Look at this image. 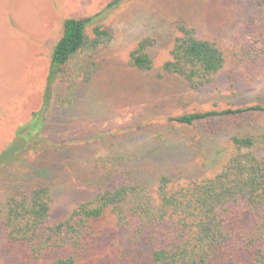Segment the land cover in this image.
Listing matches in <instances>:
<instances>
[{
    "label": "rangeland",
    "instance_id": "obj_1",
    "mask_svg": "<svg viewBox=\"0 0 264 264\" xmlns=\"http://www.w3.org/2000/svg\"><path fill=\"white\" fill-rule=\"evenodd\" d=\"M110 1L0 0V152L40 108L64 20L103 11ZM100 23L113 39L98 52L97 74L76 87L68 109L59 107L66 91L55 85L40 134L42 147L9 165L0 186L5 178L15 183L32 176L49 184L51 221H58L107 184L106 172L93 166L95 159L119 156L128 174L154 187L161 175L174 182L213 175L232 150L229 135L236 130L253 135L255 150L264 152V112L193 127L167 121L199 110L264 106V0H127L107 11ZM181 23L215 40L227 56L215 80L197 91L161 71ZM145 37L154 39L148 50L153 69L139 72L128 65V55ZM60 144L67 145L60 149ZM56 147L65 153L56 156ZM43 166L52 173H38ZM97 232L99 247L119 255L132 248L109 217L97 224ZM3 237L0 228V264H20V249Z\"/></svg>",
    "mask_w": 264,
    "mask_h": 264
},
{
    "label": "trees",
    "instance_id": "obj_2",
    "mask_svg": "<svg viewBox=\"0 0 264 264\" xmlns=\"http://www.w3.org/2000/svg\"><path fill=\"white\" fill-rule=\"evenodd\" d=\"M125 1L111 0L103 11L64 20L51 51L40 108L0 152V181L16 160L42 147L40 134L55 85L66 91L59 107L68 109L76 87L97 74L98 52L113 39L100 19ZM176 31L162 75L177 77L197 91L225 67L226 53L215 40L200 37L193 26L181 23ZM153 45L150 37L137 41L128 65L151 71L148 50ZM257 59L261 61V53ZM261 112L264 106L255 104L188 112L167 121L193 127ZM229 142L232 150L221 157L222 165L213 175L186 182L161 175L154 187L128 174L119 156L95 159L93 166L106 172L107 184L58 221H51L54 198L49 184L34 176L15 183L5 178L0 186L4 241L20 249V264H264V152L255 150L254 136L244 131L232 132ZM59 148L54 152L58 157L65 153ZM52 171L49 166L38 169L43 175ZM106 217L125 233V242L132 246L126 254L99 247L97 224ZM141 248L143 255L135 256Z\"/></svg>",
    "mask_w": 264,
    "mask_h": 264
}]
</instances>
